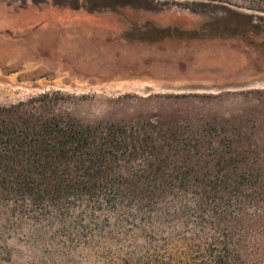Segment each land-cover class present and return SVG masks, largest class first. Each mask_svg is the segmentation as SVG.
<instances>
[{
  "label": "trees",
  "instance_id": "trees-1",
  "mask_svg": "<svg viewBox=\"0 0 264 264\" xmlns=\"http://www.w3.org/2000/svg\"><path fill=\"white\" fill-rule=\"evenodd\" d=\"M237 14L209 30L263 33L262 18ZM248 93L247 104L243 92L126 93L107 98L94 120L74 110L82 97L60 90L0 104V264L19 242L34 264L83 250L102 258L118 246L135 264H264V114L254 106L264 90ZM229 96L244 109L205 107Z\"/></svg>",
  "mask_w": 264,
  "mask_h": 264
},
{
  "label": "rangeland",
  "instance_id": "rangeland-1",
  "mask_svg": "<svg viewBox=\"0 0 264 264\" xmlns=\"http://www.w3.org/2000/svg\"><path fill=\"white\" fill-rule=\"evenodd\" d=\"M58 2L0 0L1 105L60 90L82 97L74 101V110L94 120L106 111L107 98L126 93L243 92L247 104L249 90H264V31L232 36L209 30L237 13L254 14L264 26V11L252 9L264 8V0H147L151 8L99 11ZM255 102L260 103L255 109L264 114V102ZM217 105L225 112L244 109L234 96L205 107ZM11 244L17 255L4 264H34L23 244ZM116 250L120 246L96 259L83 250L68 258L60 254L36 261L135 264Z\"/></svg>",
  "mask_w": 264,
  "mask_h": 264
}]
</instances>
